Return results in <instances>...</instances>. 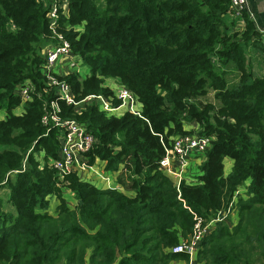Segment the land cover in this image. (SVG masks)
Here are the masks:
<instances>
[{
    "label": "trees",
    "instance_id": "obj_1",
    "mask_svg": "<svg viewBox=\"0 0 264 264\" xmlns=\"http://www.w3.org/2000/svg\"><path fill=\"white\" fill-rule=\"evenodd\" d=\"M46 1L0 0V264H189L170 249L192 235L196 216L210 221L248 182L237 222L217 224L195 264H264V76L254 74L248 54L253 49L264 61V34L254 20L245 13V30L232 32L228 22L234 30L237 20L228 0H68L59 31L90 70L86 78L66 77L77 100L113 96L104 82L114 79L137 96L143 117L59 102L63 117L97 139L89 164L122 167L119 182L134 192L70 175L72 207L56 172L38 160L41 153L44 161L59 158L62 135L42 124L56 99L42 72L44 50L55 43ZM27 80L36 90L23 103L16 91ZM210 92L216 103H203ZM193 123L197 130H185ZM181 135L212 144L198 183L183 181L178 191L159 163ZM226 158L234 161L227 176Z\"/></svg>",
    "mask_w": 264,
    "mask_h": 264
},
{
    "label": "built area",
    "instance_id": "obj_2",
    "mask_svg": "<svg viewBox=\"0 0 264 264\" xmlns=\"http://www.w3.org/2000/svg\"><path fill=\"white\" fill-rule=\"evenodd\" d=\"M230 2L231 16L237 22L243 19L246 13L251 18L254 15L251 11L250 2L252 0H228ZM263 1L264 0H258ZM47 17L50 30L55 37V43L50 44L44 50L45 63L42 68L43 75L47 80L49 90H54L56 99L51 101L45 108V114L42 117V124L48 128H56L62 132L60 136V155L58 159H49L44 161V153L38 156L41 165L47 164L52 168L58 177V185L62 190L68 191L67 177L77 175L84 169L85 164L82 159L87 157L97 143L96 137L90 132L87 126L75 119L62 116V109L59 102L62 101L68 106L74 107L77 111L85 103H99L100 110L108 116L120 117L126 112L134 116L142 117V105L137 96H135L126 87L116 84L110 88L113 96L90 95L81 101H78L66 77L72 73H78L80 66L83 65L82 59L72 51L70 42L65 35L59 31L61 16L68 17V0H47ZM264 34V30H260ZM35 86L32 81L27 80L17 87V95L22 102L32 101V94L35 92ZM115 100L120 101V105L115 106ZM24 112L23 106L18 109V113ZM212 144V138L199 137L197 135H181L174 137L170 146L165 147V156L159 163V169L165 175L170 177L177 190L183 181L189 184H197L201 174L200 165L204 159L206 151ZM202 159L201 164L193 165L196 160ZM198 166V168H197ZM122 168V167H121ZM114 190V189H112ZM240 193L239 190L230 203L228 209L220 211L218 215L210 221L195 217L196 223L192 235L188 239L181 240L178 245L170 249L173 254H185L189 257V264H194L199 249L200 242L221 222H226L230 215L237 214L236 205Z\"/></svg>",
    "mask_w": 264,
    "mask_h": 264
},
{
    "label": "crops",
    "instance_id": "obj_3",
    "mask_svg": "<svg viewBox=\"0 0 264 264\" xmlns=\"http://www.w3.org/2000/svg\"><path fill=\"white\" fill-rule=\"evenodd\" d=\"M250 5H251V11L254 15V18H252V20H254L259 31L264 30V2L258 1V0H252L250 2ZM245 27H246V23L243 18L242 20L240 19L237 22V25L235 28H237L238 32L242 33L245 30ZM79 74L81 75V73ZM106 80H107V83L104 82L105 87L113 88L116 85L115 84L117 82L116 80L114 79H106ZM198 128H199L198 125L195 123L185 126V130L187 131L197 130ZM201 162H202V159L196 160V162H193L191 167H193V165L197 163L199 166ZM82 163L85 164V167L79 172V178L81 181L90 183L99 189H104V190L114 189L126 195L134 196L133 191L128 190L127 187L123 183L119 182V179L121 177L122 168L117 171H108L106 169V166H107L106 162L97 159L93 164H89L88 157L83 158ZM224 164H225V175L227 176L232 171L234 161L230 158H226L224 161ZM249 183L250 182H248L245 187L239 189L240 194H243V192L246 191V188L248 187ZM63 194L70 206H71V203H73V201L76 202L74 198V194L71 193L69 190L64 191ZM7 196L5 198H8ZM55 199L57 198L54 197L51 199L50 208L48 210V212L52 215L56 214V209H57V206L59 205V201L56 203V201H54ZM53 201L54 203L52 204ZM237 220H238V217H237V214H235V215H230L227 221L228 222L231 221L233 224H235ZM182 262L184 261H180L177 263L182 264ZM184 263L188 264L186 262Z\"/></svg>",
    "mask_w": 264,
    "mask_h": 264
},
{
    "label": "rangeland",
    "instance_id": "obj_4",
    "mask_svg": "<svg viewBox=\"0 0 264 264\" xmlns=\"http://www.w3.org/2000/svg\"><path fill=\"white\" fill-rule=\"evenodd\" d=\"M229 26L231 27V31L234 32V31H238L237 28H234V30L232 29V25L230 24V22H228ZM248 54L250 55L251 57V64H252V67H253V72L256 76H259V77H262L264 76V61L263 59L258 56L256 54V52L250 48L248 49ZM80 70H79V73H81V77L82 78H86L87 76L90 75V70L89 68L86 66V65H82L80 66ZM228 79L232 82V83H235V81L237 80V74H230ZM105 83H107V80H105ZM115 84H118L117 82ZM201 101L203 103H207V102H212V103H216L215 99H214V93L213 92H210L208 96L204 97V98H201ZM203 159L205 158V156L203 155H200ZM199 174H201V172H199ZM8 195V190H5L3 192H1V196H3L4 199H7L5 198L6 196ZM8 197V196H7ZM54 201H56V203L58 202V199H55ZM54 201L52 202V204L54 203ZM75 201H73V203H71V206H75ZM173 264H179V263H173ZM182 264H185L184 262H182ZM195 264V262H194Z\"/></svg>",
    "mask_w": 264,
    "mask_h": 264
}]
</instances>
